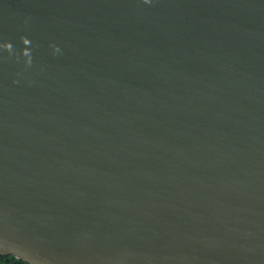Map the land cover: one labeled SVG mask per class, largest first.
Here are the masks:
<instances>
[{"label":"water","instance_id":"obj_1","mask_svg":"<svg viewBox=\"0 0 264 264\" xmlns=\"http://www.w3.org/2000/svg\"><path fill=\"white\" fill-rule=\"evenodd\" d=\"M0 255L264 264V0H0Z\"/></svg>","mask_w":264,"mask_h":264},{"label":"trees","instance_id":"obj_2","mask_svg":"<svg viewBox=\"0 0 264 264\" xmlns=\"http://www.w3.org/2000/svg\"><path fill=\"white\" fill-rule=\"evenodd\" d=\"M30 264L23 260L15 258L13 255H0V264Z\"/></svg>","mask_w":264,"mask_h":264},{"label":"rangeland","instance_id":"obj_3","mask_svg":"<svg viewBox=\"0 0 264 264\" xmlns=\"http://www.w3.org/2000/svg\"><path fill=\"white\" fill-rule=\"evenodd\" d=\"M1 264H5V263H1Z\"/></svg>","mask_w":264,"mask_h":264}]
</instances>
